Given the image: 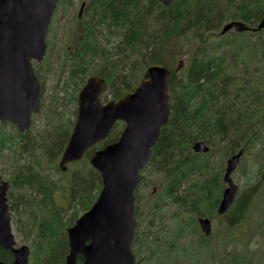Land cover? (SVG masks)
Listing matches in <instances>:
<instances>
[{
  "label": "rangeland",
  "instance_id": "1",
  "mask_svg": "<svg viewBox=\"0 0 264 264\" xmlns=\"http://www.w3.org/2000/svg\"><path fill=\"white\" fill-rule=\"evenodd\" d=\"M215 1H218V7L231 16L235 9L232 4L230 6L228 3L230 1L239 3L242 0ZM82 2L83 0L59 1L47 38V54L42 62H34L35 72L43 88L41 110L34 114L31 129L20 133L16 125L10 122L4 125L0 123V132L13 138L14 142L13 144L12 141H7L5 146L0 145V171L4 174L5 181L11 183L12 186L8 193L12 208V229L18 246L26 245L30 248V264H34L35 259L34 243L39 233L37 221L40 222L44 217L49 216L48 211L53 207H45L46 201L41 203L42 198L38 197L41 194L37 187L25 189L15 187L13 178L17 173L26 170L56 181L60 186L58 190H53L51 193L55 202L54 223L56 228L63 230L62 221L75 222L72 215H75L76 206L73 204L70 209L68 208L69 199L61 185H68L78 165L71 166L66 172L61 171L59 163L62 150L54 158L47 151V147L49 145V149L52 147L53 151H58L60 144L66 146L65 143L67 144L68 140L65 141V139L68 132H72L78 115L80 80L69 75L73 60L69 59L68 54L69 48L73 46L86 20L89 19L85 11L82 17H79ZM262 6H264V1ZM217 20L220 23L222 18L217 17L213 20L214 23ZM231 21L235 20L228 19L221 23L218 30L210 31L197 41H194L193 34L189 33L173 42L172 48L175 53H180L176 65L180 61L188 64L193 51L202 43L201 40L205 39L204 41L211 49L208 58L216 56L219 66L228 76L220 88V92L228 96L224 104L229 112L236 114L241 125L248 126L249 131L248 136L241 143V148H245L241 163L232 174L233 180L240 187L238 200L243 199L242 203L246 199L251 200L248 214L241 224L229 227L228 219L218 214L212 216L209 207L204 204L201 210L213 222V234L207 239L198 225L199 215L184 210L183 207L173 202V199L163 198L162 176L153 173L152 168L144 170L145 178L136 192L140 211L138 217L140 227L137 230L138 242L133 245V250L139 260L137 264H226L229 260L232 264H264V32L239 33L232 30L221 35L224 25ZM99 34L101 45L89 59V75L93 73L111 75L117 69L118 73L122 72L121 57L125 50L121 46L120 32L114 35L106 32V36ZM97 52L100 57L96 56ZM138 74L140 75L141 72ZM144 74L145 69L141 74V79L144 78ZM181 76H183L182 73ZM252 123H255V128L259 130L256 135L251 134ZM45 132L46 142H44L45 137L39 135ZM20 134H25V138H21ZM56 135H60L58 144L52 141ZM34 140L38 143V150L30 145L26 151L17 148L18 143L25 144ZM41 143L45 146L39 145ZM209 146L211 150L215 147L217 149L210 158L209 171L193 172L191 178L186 180L183 192L199 191L202 184L211 180L215 174H219L222 178L221 182L223 181L227 161L232 156L227 154L229 145L228 143L221 144L219 139H215L214 143ZM84 165L91 167L89 161H84ZM155 188L156 191H154ZM250 192H255V195L249 198ZM190 193L192 198L200 194V192ZM20 195L27 198L31 196L34 199L37 197L34 202L40 205V208L35 210L34 216L30 215L35 219L36 226L32 233L28 232L27 229L30 226L26 224L30 214L29 210L32 207L25 203L18 204ZM163 203L165 206L159 212L164 213L165 219L161 226L156 225L152 228V223L158 213L151 212V209ZM62 209L64 211H62L61 221L60 215L55 212L61 213ZM79 213L80 217L83 209H80ZM70 227H65V231L67 232ZM182 231L184 235L179 237ZM157 232H160L163 237L158 241L161 245L150 242V237L153 235L156 237ZM146 241H149L148 247L144 246ZM171 247L174 250H171Z\"/></svg>",
  "mask_w": 264,
  "mask_h": 264
},
{
  "label": "trees",
  "instance_id": "2",
  "mask_svg": "<svg viewBox=\"0 0 264 264\" xmlns=\"http://www.w3.org/2000/svg\"><path fill=\"white\" fill-rule=\"evenodd\" d=\"M64 1L72 0H61V2ZM262 3L263 0H252V2L245 0V3L230 1L228 4L230 6L232 4L235 9L234 14L230 16L218 7V1L215 0H172L169 7L157 0H83L82 2V5L85 4L83 13L85 11L89 19L86 20L73 46L69 48L68 57L73 60L69 75L80 80V90L89 77L98 76L105 79L108 91L103 96V100L108 102L110 100L119 101L132 93L142 81L143 70L146 71L152 65L160 64L171 71L169 92L172 116L169 124L162 130V136L154 148L153 157L146 169L152 168L153 173L162 176L163 198L166 200L171 198L184 210L199 216L202 215L201 207L204 204L209 207L212 216L217 215L224 185L221 182V176L215 174L213 177H217L221 182L219 193L215 190L216 187L208 181H205L197 192L196 190L183 192L186 180L191 178L193 172L209 171L210 158L213 152L217 151L215 147L208 154L195 153L192 149L193 145L198 141L212 145L215 139H219L221 144L228 142L227 154L234 155L245 149L241 148V143L248 136L249 131L248 126L241 125L236 114L229 112L224 104L228 96L220 92V88L228 76L219 66L216 56L208 58L211 49L207 46L205 39L201 40L202 43L193 51L189 63L179 72H177V67L180 63L176 65V60L179 59L180 53H175L172 43L189 33H192L193 40L197 41L210 31L218 30L221 23L228 19L240 20L255 28L264 18ZM217 17L222 18L220 23L218 20L214 23L213 20ZM106 32L113 35L120 32L121 46L125 50L121 57L123 70L118 73L117 69L111 75L101 73L89 75V59L101 45L99 33L102 34L101 36H106ZM260 32L263 33L264 30ZM96 56L100 57V54L97 52ZM138 72L141 74L139 75ZM41 86L43 88V85ZM4 124L7 122L2 123ZM252 124L251 134L256 135L259 130L255 128V123ZM124 128L123 123H117L104 144L90 149L81 162L74 164L78 165V168L73 171L68 185H61L69 199L68 208L70 209L73 204L76 206L75 215H72L75 222L79 218L80 209H83V214L88 212L102 190L100 173L88 167V164L84 165V161H90L98 149L117 142ZM69 133L65 141L69 140ZM45 134L46 132L39 135L45 137ZM20 137L25 138V134H20ZM59 137L60 135H56L51 140L58 144ZM12 140L13 138L0 132L1 146H5L7 141ZM46 140L45 137L44 142ZM29 145L38 150L36 140L25 144L18 143L17 148L26 151ZM39 145L45 146L44 143ZM65 147L60 144L58 151H53L48 145L47 151L55 158L61 150L63 153ZM13 179L15 187L21 189L37 187L41 194L38 196L42 198L41 203L46 201L45 207H53L48 211L49 216L44 217L40 222L37 221L39 233L34 243V264H65L69 252L68 234L65 227L73 226L75 222L62 221V211H64L62 209L61 213H55L60 215L63 230L56 228L54 223L55 202L51 193L53 190H58L60 185L46 176L26 170L17 173ZM190 192L192 194L200 192V194L192 198ZM254 195L255 192H250L249 198ZM18 198V204L25 203L32 207L26 221V224L30 226L27 230L32 233L36 226L35 219L30 215L34 216L35 210L40 208V205L34 202L37 197L34 199L31 196L27 198L20 195ZM242 201L243 199L238 200L233 208L236 210L235 217L228 218L229 227L237 226L245 220L251 200L246 199L243 203ZM164 206L165 203L157 204L151 210L159 211ZM148 245L149 241L144 242V246L148 247ZM170 249L174 250L172 247ZM0 260L12 264L15 257L11 252L1 248ZM78 261L82 262L83 258L78 257ZM226 264H232L231 260Z\"/></svg>",
  "mask_w": 264,
  "mask_h": 264
},
{
  "label": "water",
  "instance_id": "3",
  "mask_svg": "<svg viewBox=\"0 0 264 264\" xmlns=\"http://www.w3.org/2000/svg\"><path fill=\"white\" fill-rule=\"evenodd\" d=\"M169 7L172 0H157ZM59 0H0V122L8 121L20 133L30 130L33 114L41 110V84L34 61L42 62L47 54V37ZM84 6L81 9L82 15ZM264 30V18L256 28L241 21L224 25L221 34ZM181 61L177 71L184 67ZM171 71L155 64L147 68L141 83L119 101L103 103L107 83L90 77L78 95V115L60 168L81 161L96 145L107 141L117 122L126 127L119 140L95 152L91 166L100 173L102 190L92 208L67 230L69 253L66 264H137L133 242L137 222L136 191L142 182V170L148 165L162 130L171 119ZM196 153H209L200 141L193 145ZM244 151L227 161L224 190L218 214L224 215L234 204L239 185L232 174L239 167ZM11 184L0 173V248L10 251L12 264H30V248L17 247L12 229V212L8 202ZM206 236L212 234L209 218L199 220ZM83 262H78V257ZM0 264H7L0 260Z\"/></svg>",
  "mask_w": 264,
  "mask_h": 264
},
{
  "label": "flooded vegetation",
  "instance_id": "4",
  "mask_svg": "<svg viewBox=\"0 0 264 264\" xmlns=\"http://www.w3.org/2000/svg\"><path fill=\"white\" fill-rule=\"evenodd\" d=\"M264 1V0H263ZM245 3V0H242V1H240L239 3ZM248 2H252V0H248ZM220 8V7H219ZM224 143H228V142H224ZM224 143H222V144H224ZM0 173L2 174V180L3 181H5V179H4V174L0 171ZM209 183H212V185L213 186H215L216 187V191H218V193H219V191H220V180L218 179V178H216V177H213L211 180H207ZM6 182V181H5ZM224 182V184H225V188H223V193H224V190L228 187V185H227V183L224 181V178H223V181H222V183ZM11 184V183H10ZM223 184V185H224ZM11 188H12V186H11ZM11 188H10V190L8 191V193L11 191ZM154 191H156V190H154ZM7 196H8V194H7ZM137 197V196H136ZM222 197H223V194H222ZM222 197H221V200H222ZM171 199V198H170ZM169 199V200H170ZM221 200H220V202L218 203V208H219V205H220V203H221ZM237 201H238V196H237V199H236V201L234 202V204L230 207V209L224 214V215H219L218 214V208H217V214L219 215V216H221L222 218H226V219H228L229 217L231 218V219H233L234 217H235V212H236V210L235 209H233L234 207H235V205L237 204ZM8 202H9V197H8ZM9 205H10V208H11V204H10V202H9ZM204 205H202V207H203ZM208 207V206H207ZM210 210V209H209ZM11 211H12V208H11ZM139 210H138V204H137V200H136V212H135V217H136V220H137V230H138V228L140 227L139 226V222H138V217H139ZM151 212H153V213H158L157 214V216H156V218H155V220L153 221V223H152V228L154 227V226H156V225H160L161 226V224L163 223V221H164V219H165V215H164V213L163 212H159V211H154V210H152ZM227 215H229V217L227 216ZM218 216V217H219ZM201 218H209L210 219V217H206L205 216V213L204 212H202V215H200L199 216V218H198V223H199V220L201 219ZM211 220V219H210ZM211 222H212V220H211ZM228 222H229V220H228ZM152 228H151V230H152ZM212 228H213V222H212ZM137 230H136V235H135V241H134V244L136 243V242H138V240H137V238H138V234H137ZM151 230H150V232H149V235H150V233H151ZM213 234V233H212ZM211 234V235H212ZM155 235H157L156 237L153 235V236H151L150 237V242H152V243H156V244H159V245H161L158 241H159V239H163V237H162V235H161V233L160 232H157V233H155ZM184 235V231H182V235H180L179 234V237H181V236H183ZM211 235L210 236H206L207 237V239H208V237H211ZM149 240V239H148ZM204 242V241H203ZM205 242H206V240H205ZM166 244V243H165ZM139 261V260H138Z\"/></svg>",
  "mask_w": 264,
  "mask_h": 264
},
{
  "label": "bare ground",
  "instance_id": "5",
  "mask_svg": "<svg viewBox=\"0 0 264 264\" xmlns=\"http://www.w3.org/2000/svg\"><path fill=\"white\" fill-rule=\"evenodd\" d=\"M187 1V0H186ZM221 118V117H220ZM224 118V117H223ZM221 121H222V119H221ZM171 133V132H170Z\"/></svg>",
  "mask_w": 264,
  "mask_h": 264
}]
</instances>
